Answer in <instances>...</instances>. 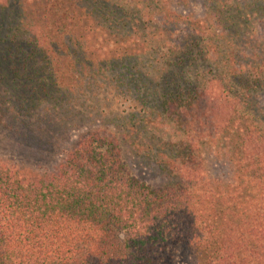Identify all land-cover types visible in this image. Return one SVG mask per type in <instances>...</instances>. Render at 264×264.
<instances>
[{
  "label": "trees",
  "instance_id": "obj_1",
  "mask_svg": "<svg viewBox=\"0 0 264 264\" xmlns=\"http://www.w3.org/2000/svg\"><path fill=\"white\" fill-rule=\"evenodd\" d=\"M9 1L0 148L20 162L0 158V264H264V72L237 55L258 41L251 6L143 0L142 18L126 8L140 0H21L16 15ZM94 25L117 51L138 31L151 72L135 52L92 59Z\"/></svg>",
  "mask_w": 264,
  "mask_h": 264
},
{
  "label": "rangeland",
  "instance_id": "obj_2",
  "mask_svg": "<svg viewBox=\"0 0 264 264\" xmlns=\"http://www.w3.org/2000/svg\"><path fill=\"white\" fill-rule=\"evenodd\" d=\"M134 1V0H132ZM204 0H196L193 5H191V3H189L188 5L184 4L183 6H181L180 8L176 9L181 13H184L186 16L190 15L191 13H195L197 14V16H202L206 11L205 8L203 7V2ZM241 1L243 3H246L247 5L251 6L248 9V16H247V20L248 23L246 25L248 33H253L254 31L257 33L256 37L258 39L257 43L253 46V47H247L246 50L243 51H239L241 44H239V41H237V50H238V57L242 55L246 54V56H248V54L250 55H256L257 58L254 60V62H259L260 64H262V68H263V72H264V0H238ZM145 2L143 0H140L139 3H132V6H127V10H129L131 12V15L133 14L132 17H134V13L141 15L142 14V18L144 17V13L145 11ZM21 4V0H10L9 1V5H8V10L7 12L12 13V14H18L21 12L19 6ZM22 6V5H21ZM26 8L23 5V9ZM132 10L134 11V13L132 12ZM139 10L144 11V13L139 12ZM255 14V15H254ZM28 15V14H26ZM25 15V16H26ZM252 15V16H250ZM146 20V19H143ZM146 22V21H145ZM133 28H135L136 30L138 29V31H135L134 33V37L133 39H129L127 40V42L131 43V46L127 43L126 44V48H129L130 52H135V54L137 55V58H139V66L138 68L141 69V72L144 73H148L149 68H150V64H153L156 57H149V56H145L144 53L141 52V49L136 45V33L137 35H139L141 38H143L144 40L148 39V36L151 34L150 32L151 29V25L148 23H143V25H133ZM93 28L95 29H83L82 30H86V34H88V38H90V42L91 44H93V48L95 49L93 52L90 53V56L92 59H98L100 58L101 60H107L109 58H113L116 54L120 55L123 52H129L126 51L124 48L121 49V51H117L118 47H115L111 44H108L106 41L108 40H113V39H109L108 37H104L103 35L101 36V34L97 31V26L94 25ZM131 28V27H130ZM128 29H125V32H127ZM132 30V29H131ZM150 33V34H149ZM77 34H79V32L77 31ZM96 36V37H95ZM85 37V36H84ZM86 37V39H88ZM236 42V41H235ZM113 43V42H112ZM116 49V51H115ZM241 50V49H240ZM240 59H238L239 62H243L244 64H246L247 60L244 56L239 57ZM61 59H59L58 57H56L54 59V68L59 72L60 74V70H62V73H64L66 67L64 65H61ZM60 66V67H59ZM63 66V67H62ZM118 72H122V73H126L125 69H119ZM151 72V70L149 71ZM257 103L258 106L257 108L262 112H260V114L262 116L263 115V111H264V73H263V82H262V86L260 88V90L257 93ZM81 135V131H77V132H73L71 134V141L69 144L73 145L75 144V142H77L78 138ZM71 145L66 146V148H70ZM16 152H14L13 150H11L9 147H3L0 148V158L3 159H9V160H13L15 163L19 164V156H17L15 154ZM126 158L127 161L129 163V168H130V172L133 175H140L141 171H139V167L137 166L134 167L132 163H137L135 161V159L132 158H128V155L126 154ZM61 159V158H60ZM59 160V159H58ZM58 160H56L53 163H50V165H43V166H48L49 169H51L52 167H54L56 164H58ZM43 168V167H41ZM221 174H223V169L221 170ZM145 175L144 178L146 179V182L150 185H160L162 183H164L163 180H161L160 178H153L155 176V172L152 169H145L144 170Z\"/></svg>",
  "mask_w": 264,
  "mask_h": 264
}]
</instances>
